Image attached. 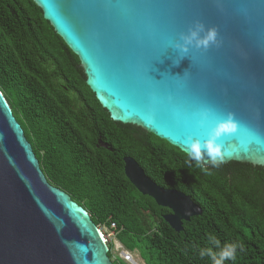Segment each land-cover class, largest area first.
<instances>
[{
  "label": "water",
  "instance_id": "1",
  "mask_svg": "<svg viewBox=\"0 0 264 264\" xmlns=\"http://www.w3.org/2000/svg\"><path fill=\"white\" fill-rule=\"evenodd\" d=\"M71 50L111 118L141 127L186 152L214 120L235 114L222 137L225 162L264 167V0H34ZM197 23L218 43L181 55L175 44ZM108 147L107 144H104ZM125 174L171 210L177 232L203 214L191 196L154 182L127 156ZM87 209L52 184L0 88V264H115Z\"/></svg>",
  "mask_w": 264,
  "mask_h": 264
},
{
  "label": "trees",
  "instance_id": "2",
  "mask_svg": "<svg viewBox=\"0 0 264 264\" xmlns=\"http://www.w3.org/2000/svg\"><path fill=\"white\" fill-rule=\"evenodd\" d=\"M86 80L34 0H0V88L48 180L99 227L116 223V239L146 264H212L200 256L219 250L209 236L242 245L225 264H264V167L232 161L205 171L167 141L114 121ZM125 156L158 185L191 196L203 214L174 230L164 219L171 210L127 178Z\"/></svg>",
  "mask_w": 264,
  "mask_h": 264
},
{
  "label": "clouds",
  "instance_id": "3",
  "mask_svg": "<svg viewBox=\"0 0 264 264\" xmlns=\"http://www.w3.org/2000/svg\"><path fill=\"white\" fill-rule=\"evenodd\" d=\"M218 43V32L215 28H206L203 24L197 23L186 33L180 35L175 47L181 55L187 54L192 48L207 50ZM199 124L205 126L209 121H215L214 126L210 128L206 139H193L189 136L185 141V150L188 159L194 161L197 167L207 171V165L219 167L225 162L227 150L222 144V137L235 135L239 130V123L235 114L229 112L225 117L218 118L211 108H204L199 112ZM210 241L215 245L218 251L213 248L202 249L200 256H209L212 264H225L226 261H235L237 258V249L242 247L236 243H224L215 236H209Z\"/></svg>",
  "mask_w": 264,
  "mask_h": 264
},
{
  "label": "rangeland",
  "instance_id": "4",
  "mask_svg": "<svg viewBox=\"0 0 264 264\" xmlns=\"http://www.w3.org/2000/svg\"><path fill=\"white\" fill-rule=\"evenodd\" d=\"M99 228L101 229L104 238L107 239L109 243H112L111 253L113 262L115 264H131L122 258V252L127 249L116 239L115 232L112 231L108 225H101ZM118 244H121V247H119ZM131 254L138 264H146V261L140 255L138 250L132 251Z\"/></svg>",
  "mask_w": 264,
  "mask_h": 264
},
{
  "label": "built area",
  "instance_id": "5",
  "mask_svg": "<svg viewBox=\"0 0 264 264\" xmlns=\"http://www.w3.org/2000/svg\"><path fill=\"white\" fill-rule=\"evenodd\" d=\"M109 227H110V229H111L112 231H114V229L116 228V223H113V222H112L111 225H110ZM114 232H115V231H114ZM105 242H108V240L105 239ZM122 258H123V260H125V261H127V262H129V263H131V264H138V263L135 261L133 255L131 254V252H130L129 250H124V251L122 252Z\"/></svg>",
  "mask_w": 264,
  "mask_h": 264
},
{
  "label": "flooded vegetation",
  "instance_id": "6",
  "mask_svg": "<svg viewBox=\"0 0 264 264\" xmlns=\"http://www.w3.org/2000/svg\"><path fill=\"white\" fill-rule=\"evenodd\" d=\"M100 144L104 146L103 143H100ZM110 149H111V148H110ZM125 157H127V156H125ZM125 157H124V159H125ZM130 157H132V156H130ZM124 169H125V161H124Z\"/></svg>",
  "mask_w": 264,
  "mask_h": 264
},
{
  "label": "bare ground",
  "instance_id": "7",
  "mask_svg": "<svg viewBox=\"0 0 264 264\" xmlns=\"http://www.w3.org/2000/svg\"><path fill=\"white\" fill-rule=\"evenodd\" d=\"M101 236H102L103 239L105 240L104 235L102 234V231H101ZM120 245H121V244H118L119 247H121Z\"/></svg>",
  "mask_w": 264,
  "mask_h": 264
}]
</instances>
